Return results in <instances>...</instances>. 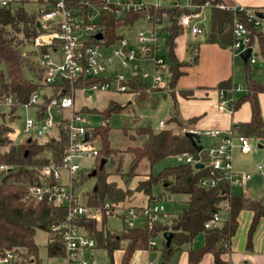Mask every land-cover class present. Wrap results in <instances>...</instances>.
<instances>
[{"label": "trees", "instance_id": "trees-1", "mask_svg": "<svg viewBox=\"0 0 264 264\" xmlns=\"http://www.w3.org/2000/svg\"><path fill=\"white\" fill-rule=\"evenodd\" d=\"M31 0H20L18 5L5 8L0 11V97L11 99V105H0V164L12 165L14 170L8 172L0 170V253L6 250H14L20 264H41L39 257V245L36 241L38 230L48 233V254L52 257L66 256V247L62 239L61 231L54 230V224L62 223L67 218V209L47 202L36 201L32 197H26L30 184L54 183V179H46L41 173V166L55 161L62 162L63 150L67 142L65 133L57 128L55 136L47 134L43 139L27 137L22 141L15 138L13 124L19 119L18 110L29 101L32 94L39 91L42 85L53 89L51 94L43 93L38 107H36V121L46 117V110L50 100L59 96L62 89L58 85H48L35 82L27 78L24 69L28 68L32 73L43 79V67L38 58L41 51H48V44L36 48L34 38L42 33L44 27L41 17L51 9L52 0H36L42 4V8L30 12L26 3ZM86 0H67V6L74 13L82 10L88 13L93 9ZM106 0H91V3L100 5ZM209 2L211 8V33L209 42L218 43L222 47H231L234 42V18L233 10L227 8L224 0H192L195 9L184 6H155L150 4L146 9L130 11L117 15L114 9L101 10L100 16L95 21L97 32L91 37L81 40V49L84 50L93 43L102 44L109 48L118 44L126 37V28H131L134 23L142 18L150 17L154 24L162 23L168 19V26L161 30H167L168 38L162 44L169 59L170 78L166 91L162 87H150L140 81L138 76H130L124 82L128 86L126 92L133 93V102H118L110 100L109 104L100 113L103 115V123L93 127L92 139L97 143L99 155L95 157L94 168L97 180V188L86 196V203L95 207H102V219L97 221L88 217H78L77 226L83 227L88 235L96 241L95 248L107 250L110 264H114L113 254L115 250H123L120 264H130L133 254L139 249L154 248L151 241L162 235L163 246L161 248L165 261H169L172 255L183 247L191 244L201 233L204 235V243L200 247L188 248V264H198L205 254L214 256V264H225L223 256L231 250L232 238L239 225V215L242 210L249 209L253 212V219L248 232L247 248H253V239L258 224L264 218V199H251L242 190L232 188L229 182L219 172L207 165L206 148L201 152L193 145L192 140L186 135V131L194 129L197 117L183 119L177 107L176 86L180 77L185 73L183 67L189 61H181L176 54V39L184 30L180 18L184 13L200 11L202 5ZM225 5V6H224ZM250 32V44L257 45L259 54L264 64V32L254 27L245 16H242ZM86 18L84 22H87ZM101 34V38L97 35ZM58 45V44H56ZM33 49L25 50L27 47ZM195 61L198 60V52L192 51ZM256 67L248 60L245 62V83L247 91L234 101L238 106L248 102L251 106V118L245 122L233 124L232 129L236 133L255 138L264 139V119L262 117L259 94L264 93V83L254 77ZM108 77L87 78L90 84ZM65 87L69 83H65ZM230 80L220 83L221 87L228 86ZM80 85V83L78 84ZM173 99L171 113L163 127L142 122L141 115L134 114L132 126L121 127V132L126 142L115 145L112 139L113 130L108 124V118L114 113H119L125 107L133 103L150 104L156 108L161 101V94ZM178 93L189 97L192 90L181 89ZM4 108H8V111ZM81 111L91 113L98 111L83 105ZM124 153L131 155L128 169L123 171ZM193 155L195 160H201L203 167H196V162H182L163 168L160 172L152 171L143 174L139 171L143 161H147L151 167L169 156ZM111 161L117 162L113 171L106 168ZM89 170L83 174L86 175ZM124 173L129 178L135 175H144V179L137 182L135 191L143 192L149 196V203L162 200L165 194L155 195L154 186L161 184L164 192L171 194H187V205L183 211L172 217L169 223L160 219L152 224L147 217L143 222L134 224L122 214L123 228L115 231L108 226V212L104 208L106 201L114 204H123L126 197L132 193V189H124L117 183L109 181L111 174ZM80 174V173H79ZM123 175V174H122ZM205 178H213L216 183L206 186L202 183ZM74 188L76 176L74 178ZM218 212L222 222L212 228H206L205 222L213 213ZM165 231L174 233L170 245H167L163 234Z\"/></svg>", "mask_w": 264, "mask_h": 264}, {"label": "built area", "instance_id": "built-area-1", "mask_svg": "<svg viewBox=\"0 0 264 264\" xmlns=\"http://www.w3.org/2000/svg\"><path fill=\"white\" fill-rule=\"evenodd\" d=\"M178 0L173 1V5L180 6ZM20 0H0V11L14 7ZM89 7L93 10L84 13L80 10L74 13L67 6V0H52L49 4L51 9L41 17V24L44 27L42 33L34 38L36 48H41L48 44V51H41L38 56V61L43 67V83L48 85H58L60 89L59 96L53 97L47 107L46 113L56 108L59 111L57 118L45 117L39 122L32 117H27L24 131L31 138L43 139L47 134H56L57 128L65 133L67 142L64 146V156L62 162L57 164L55 161L43 164L41 173L46 179H54V183L44 182L42 184H30L26 197H32L36 201L47 202L48 204L65 207L67 209V218L64 222L54 224V230H60L63 242L66 247V257L69 264H72L77 257H81V264H91L86 258V253L95 248L96 241L90 235H80L78 232L79 226L75 223L78 217H88L101 221L102 207L88 205L86 202H81L75 193L74 178L81 170V165L76 161L78 158L96 157L99 155V149L92 139L93 125L91 123V113H86L77 107V95H82L83 101L86 103L89 100L103 93L126 92L128 86L124 82L128 79V75L122 72L108 74L107 65L113 63L115 58L120 59L121 65L124 68L131 67L136 70L140 67L137 63L136 52L130 48L127 37L122 38L117 45L106 48L102 44L93 43L88 45L84 50L81 49V40L91 37L97 32L95 21L98 20L101 10L114 9L117 15H121L130 11H139L146 9L151 3L143 0H126L125 2H114L106 0V2L95 5L91 0H86ZM209 2L201 6L200 11L208 7ZM160 6V4H153ZM225 6V5H224ZM235 13L234 18V42L231 46L236 56H240L241 52L247 48H251L252 52L249 61L252 64L257 63V55L253 54L254 47L257 45L250 44V32L246 26L242 16L256 28L264 32V17H260L256 11L248 10L243 6L227 5ZM199 11V12H200ZM264 13V10H261ZM199 13L188 14L184 13L180 18L181 25L189 28L193 35L202 32L200 21H194ZM87 22H84L85 19ZM148 19L150 17H147ZM157 33L153 32L152 36L144 30L139 32V40L142 43H148L152 40L154 45L157 42ZM58 44V45H56ZM105 50H109L107 54ZM58 54V57L56 56ZM144 59L148 57L153 61V72L145 71L142 76L148 78L152 76L153 84H148L150 87H162L166 91H171L168 88V82L163 81L162 74L156 72L155 68L164 66V59L161 56L153 55L152 48L147 44L142 49ZM260 55V54H259ZM108 77L100 81H95L90 84L86 83L87 78ZM132 76L139 75L133 71ZM140 78V77H139ZM141 80V79H140ZM69 86L66 88L65 83ZM80 83V85H78ZM147 84V83H146ZM221 99L218 108L223 111L226 108L227 100L224 97V90L221 89ZM41 95L38 91L34 92L29 101L24 103L22 107H38ZM11 99H3L0 97V105H11ZM87 105V104H85ZM166 121L160 123V127L165 125ZM193 130V129H192ZM197 131V130H193ZM199 132V131H197ZM209 137L215 139L208 148L206 153L208 156L207 165L216 171H219L224 178L229 182L230 186L236 190H243L253 179L252 171H238L234 168L233 148L235 146L234 139L238 140V146L242 153H249L252 149L250 137L236 133L233 129L224 134L219 129H210L204 131ZM86 134L89 138L86 139ZM201 152V151H199ZM187 162H201L195 160L193 155H183ZM260 164L258 168L262 170ZM0 170L12 171L14 166L0 164ZM62 170L68 173V181L64 182ZM202 183L206 186L216 183L213 178H205ZM264 184V181H263ZM104 208L112 214H124L127 217H132L140 213L147 217L149 223L152 224L160 219L163 211V205L160 200H155L152 203L146 204L140 208L124 206L122 204H112L106 201ZM222 222L220 213H213L212 217L205 222L206 228H212ZM152 247L156 245V240L151 241ZM0 264H20L19 258L14 250H6L0 253ZM34 264V263H31ZM152 264V263H149Z\"/></svg>", "mask_w": 264, "mask_h": 264}, {"label": "crops", "instance_id": "crops-1", "mask_svg": "<svg viewBox=\"0 0 264 264\" xmlns=\"http://www.w3.org/2000/svg\"><path fill=\"white\" fill-rule=\"evenodd\" d=\"M177 2H179L180 6L195 9V6L192 4V0H178ZM224 2L227 5L243 6L248 10H264V0H224ZM172 5L173 2L168 6ZM193 13H199V16L194 18V21H200V23L204 26L207 25L209 27V30L205 35L199 37L198 34L193 35L191 33V30L189 29L192 40H190L189 42L183 41L179 43V38L185 32V28L182 34L176 39V54L178 58L181 61L190 62L183 67L185 73L177 82V107L180 112L181 118H198L194 124L193 130H197L199 131V133H202L210 129H219L223 131L224 134H226L231 131L234 123L245 122L250 120L251 118V106L248 102H244L238 106L234 105V101L247 91V86L245 83V62L243 61L241 56L238 57L235 55V52L231 47H222L218 43L209 42L212 14L210 7H206L200 12L198 11ZM192 51L198 52L197 61H195V58L192 55ZM56 56L58 57V54ZM238 62H240V64H238ZM254 67H256L254 77L264 83L263 73L257 70V66L254 65ZM132 74L133 73H130L128 74V76H132ZM224 80H230V84L228 86L221 87L220 83ZM181 89L192 90V95L189 97L180 95L178 91ZM221 89L224 90V97L227 100L226 108L223 111L219 110L218 108L219 101L221 99ZM127 101L131 103L133 102V99L129 97ZM259 102L261 105L262 117L264 119V93L259 94ZM172 104L173 99L171 98V107ZM169 116L170 114L166 119H168ZM162 121L164 120H160L156 127H160V123ZM209 141L210 146L215 142V139L209 137ZM234 144L235 146L233 148V161H236L237 157L238 163L239 161H242V165L238 164V166H236L239 169H243V171H252L254 173L253 179L242 191L251 199H264V155L261 154L260 150L253 151L252 149L249 153H242L240 151L238 140L236 138L234 139ZM263 147L264 146L260 148ZM254 161L255 164L254 166H252ZM260 164L263 166L262 170L258 168ZM92 171H89V173H91ZM141 177L142 179H144L146 176L141 175L140 178ZM111 179H113L112 175L109 177V181ZM138 181L139 180H133L131 182L130 188L135 187ZM119 186L124 187V184L119 183ZM124 188H126V186ZM253 193H257V197L253 196ZM148 198V195L144 194L143 192L137 191L134 193L132 203L129 204V206L140 208L146 204H149ZM162 213H164V210L162 211ZM127 218L134 224L143 222L145 220V217L140 213ZM252 219L253 212L251 210L245 209L241 211L239 215V225L235 235L232 238L231 250L223 256L226 261L225 264H264V218L260 220L255 231L253 248L250 250L247 248L248 232ZM81 228L88 235L87 231L83 227ZM199 235H203V233ZM192 243L184 244L181 249L177 250L172 255L169 261L164 260L165 263L188 264L187 250L192 246ZM151 249L153 248L136 250L133 254L130 264H145V261L149 255L147 251ZM123 252L124 251L121 249L114 251V264L121 263ZM149 263L152 262L150 261ZM198 264H214V256L211 253H207Z\"/></svg>", "mask_w": 264, "mask_h": 264}, {"label": "rangeland", "instance_id": "rangeland-1", "mask_svg": "<svg viewBox=\"0 0 264 264\" xmlns=\"http://www.w3.org/2000/svg\"><path fill=\"white\" fill-rule=\"evenodd\" d=\"M111 1L125 2L126 0H111ZM143 1L151 3V4L169 5L174 0H143ZM181 1H185V0H181ZM26 8L30 12H35L39 10L40 8H42V4L36 0H31L30 2L26 3ZM168 24L169 22L167 18H165L162 23H158V24H154V21L152 18H149V19L142 18V19L137 20L131 28H126V37L129 40V46L130 48L135 50L136 57H137L136 62L139 63L140 67L136 70H133L131 67L124 68L121 65L120 59L115 58L113 63L107 65L106 72L108 74L109 73L113 74L115 72L121 71L125 73L126 75H128L130 73H133L134 71L139 75L141 82L152 85L153 84L152 76L148 78H144L142 76V74L145 71L153 72V68H154L153 61L149 57L148 59L144 60V57L142 54V49L147 44H149V46L152 48V56L157 55V56H161L164 59V66L157 67L155 68V70L156 72L162 74L163 81L167 83L168 79L170 78V71H169L170 63H169L167 52L162 48V44H164L166 39L168 38V32L167 30L163 31L161 29L167 27ZM140 30L146 31L149 36H152L153 32L156 31L157 37H158L156 45H154L152 40H149L148 43H142L139 40ZM208 30H209V27L207 25L206 26L202 25V32L198 33V36L201 37L205 35L208 32ZM190 40H192L191 33H190L189 28H186L185 32L179 38V43L183 41L189 42ZM30 49H33V48L30 46L25 48V50H30ZM105 52L107 54L110 53L109 50H105ZM253 54L257 55V63L253 65L257 66L258 68L257 70H259V72H262L264 75V64L261 61V56L259 55V50L257 47H254ZM37 58L38 56H36V59ZM238 64H240V62H238ZM240 73H241V70H240ZM24 74L27 78H32L35 82L43 83L42 79L38 75L32 73L28 68L24 69ZM38 92L42 96L43 93L51 94L53 92V89L50 86L42 85ZM160 96L162 98L156 108L151 107L150 104H147L146 102L141 105L135 102L132 105L125 107L123 111L119 113H114L108 118V124L113 130L112 139L115 145H121L126 142V139L124 138L121 132V127L132 126L134 123L135 113L141 115L142 122L152 124L155 126L160 122V120L162 119L165 121L167 120L166 118L171 112L170 111L171 98L170 96H163L162 94ZM129 97L133 99V93L109 91L99 96H96L95 98L85 103L83 101L82 95L78 93L76 101H77L78 108H81L83 105L87 104L88 107L96 108L98 110L95 112H91V123L93 126H97L103 123V115L100 112L105 109V107L109 104L110 100H115L118 102H127ZM4 109L8 111V108H4ZM18 115H19V119L13 124V126L15 128V138L19 142V141H22L23 139H26L29 136L24 131V128L26 125V119L27 117H32L34 119H37L36 108L29 107L26 109L24 107H21L18 110ZM59 115H60L59 111L56 108L46 113V117L48 118L49 117L57 118ZM200 135H201L202 145L205 148H208L209 142H210L209 136L205 132L200 133ZM250 142H251L253 151L260 150L261 154L264 155V147L260 148L258 146L259 140L255 138H251ZM123 156H124V159H123L122 166H123V171L125 173L128 169L131 155L129 153H124ZM183 160H184L183 156H169L159 161L155 165H153V167H151L147 161H143L140 166L139 171L144 174H147L150 171L154 173H158L163 168L170 166V165L178 164L182 162ZM76 161L81 165V170L78 172V174H76L75 193L79 197L81 202H85L87 194L94 190L97 180L95 176H89L88 175L89 172L86 175H84L83 173L86 170L92 171L96 167V159L94 157H86V158H78L76 159ZM238 164L242 165V161H239L238 163V157H237L236 161H234L235 168L239 171H243V169H239L237 167ZM254 164H255V161L252 164V166H254ZM117 166H118L117 162L112 163L111 161H109L106 164V168L109 171H113ZM124 173L120 172L119 174H111L113 179H111L110 181L117 183L118 186H119V183L124 184V187L126 186V188L122 186L124 189H132V193H130L126 197L124 202H122L123 203L122 205L129 206V204L132 203L134 193L137 192L133 190L135 189L137 184L135 185V187L130 188L131 182L133 180H140L142 179V177L140 178L141 175H135L129 178ZM62 174H63L62 181L64 182L68 181L67 171L62 170ZM111 175H109V177ZM153 190L156 196L165 193V196L161 200V204L163 205V210H164L162 221L164 223H169L171 218L181 213L184 207L187 205V200L189 198L187 194L176 193V194L169 195L167 191L164 192L163 186L161 184L155 185ZM253 196L257 197V193H253ZM108 226L112 230L121 231L123 228V218L120 216V214L110 213V215L108 216ZM78 232L80 235H83V236L87 235L86 232L81 227L78 228ZM36 241L39 245V257L41 259V264H69L66 256L65 257L63 256L52 257L48 254V248H47L48 233L47 231L38 230L36 233ZM203 243H204V235H199L193 240L192 246L197 248V247H200ZM162 246H163V238H162V235H160L158 236L157 241H156V248H153L147 251L149 255L145 261L146 262L145 264H148L150 261L152 262V264H162L163 262H165L163 255H162V250H161ZM86 258L88 259V262H90L91 264H110L111 263L107 250L103 248L90 249L86 253ZM72 264H81V257L80 256L77 257Z\"/></svg>", "mask_w": 264, "mask_h": 264}, {"label": "water", "instance_id": "water-1", "mask_svg": "<svg viewBox=\"0 0 264 264\" xmlns=\"http://www.w3.org/2000/svg\"><path fill=\"white\" fill-rule=\"evenodd\" d=\"M256 13L260 16V17H264V13L261 10H257ZM97 38H101V34L97 35ZM252 49L251 48H247L244 51L241 52L240 56L243 59L244 62H247L250 55H251ZM186 135L192 140L193 145L198 149V151H201L203 148V145L201 143V135L199 132L197 131H193V130H188L186 131ZM86 139L89 138V134H86L85 136ZM259 147L264 146V139L259 140ZM203 167L204 164L203 163H197L196 167ZM95 174V170H93L91 173H89L90 176H93ZM97 188V183L95 184L94 189ZM174 233L172 231H165L163 236L166 239L167 245H170L171 240L173 238ZM162 264H166L165 262H163Z\"/></svg>", "mask_w": 264, "mask_h": 264}]
</instances>
